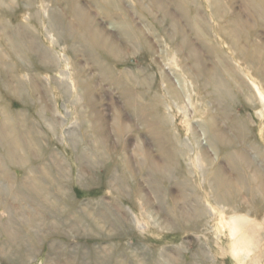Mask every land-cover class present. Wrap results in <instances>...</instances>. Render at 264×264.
<instances>
[{
    "label": "rangeland",
    "instance_id": "obj_1",
    "mask_svg": "<svg viewBox=\"0 0 264 264\" xmlns=\"http://www.w3.org/2000/svg\"><path fill=\"white\" fill-rule=\"evenodd\" d=\"M249 2L0 0V264H237L218 204L264 233Z\"/></svg>",
    "mask_w": 264,
    "mask_h": 264
},
{
    "label": "bare ground",
    "instance_id": "obj_2",
    "mask_svg": "<svg viewBox=\"0 0 264 264\" xmlns=\"http://www.w3.org/2000/svg\"><path fill=\"white\" fill-rule=\"evenodd\" d=\"M253 3L254 0H250L249 4L254 6ZM75 16L77 17L80 27L83 28V32L86 34L88 40L92 42V44L98 45L104 49H109V47L106 46V40H102L100 34L95 29L91 28V21L85 14L79 10H75ZM234 46L240 54L246 55V51L244 52L237 45ZM261 76L264 79V76ZM217 207L222 217L225 215L224 223L229 230V236L231 239V253L236 263L264 264L263 224L256 222V218H250L248 214L239 213L236 207L230 206L226 202L223 204H218ZM211 210L214 212L213 208ZM251 252H255L252 257H250Z\"/></svg>",
    "mask_w": 264,
    "mask_h": 264
}]
</instances>
